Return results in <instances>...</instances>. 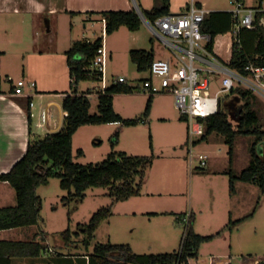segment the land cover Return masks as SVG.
<instances>
[{"label":"rangeland","instance_id":"obj_1","mask_svg":"<svg viewBox=\"0 0 264 264\" xmlns=\"http://www.w3.org/2000/svg\"><path fill=\"white\" fill-rule=\"evenodd\" d=\"M151 1L156 2V0ZM245 1L247 6V3L254 5L259 0ZM210 6L229 9L234 7L231 0H211L207 7ZM136 8L138 10L143 8L138 1ZM47 18L53 20L48 23ZM72 18L70 15L61 14L57 17L44 16L40 20L42 25L41 44L47 45L49 38L53 39V42L49 43L52 51H57L56 53H59L63 61L66 59L64 50L71 45L73 39L88 37L95 39L104 35L105 25L100 16H97L93 22H89L87 26L84 25L85 21L73 23ZM49 27L51 33L48 32ZM233 35L234 32L230 31L229 34L221 33L216 37V42L220 47L219 52L224 60L230 57L229 45ZM105 42L108 52L106 83L110 85L117 79H125L135 86L132 92L114 95L115 110L125 118L139 119V121L130 125H124L122 122L82 125L75 135L74 159L85 164L98 163L105 160L112 151H127L129 154L153 156L154 166L149 167L148 177L153 183L165 181L167 186L172 185V190L177 192L167 196L169 197L167 200L161 198L165 201L163 204H167L168 208L187 213L191 212L193 208L196 213L198 230L201 232L213 230L208 233H215L229 222L226 228H223L221 236L215 235L211 240L201 244V250L207 259L212 254L216 255L224 253L226 250L229 251V220H235L233 218L236 217L231 214L233 212L237 215L239 211L244 213L253 211V213L244 219V228L233 237V242L236 241L235 246L252 254L264 253L263 204L262 208H257V214L253 215L260 201L264 200V193L257 184L238 179L235 181L237 193L234 194L231 192L230 175L221 174L219 176L216 174L218 170L228 169H233L234 173L240 174L249 165L250 147L254 142V136L241 134L236 137L233 162L230 160L226 136L217 131L211 133L207 139L196 143L191 155L187 144L188 123L186 120L177 118L180 111L177 108L174 94L162 93L149 96L142 92L139 86L142 80L149 75V72L148 70H139L130 54L132 49L153 48L156 57H168L171 54L170 49L150 29L145 20L138 30H130L127 26L122 25L117 30L106 34ZM18 64L22 67V62L18 61ZM81 84L84 90L93 89L94 92L90 93L92 100L90 112H98V89L102 87V81L88 79L81 81ZM219 85L220 81H216L214 90ZM63 88L73 90L71 83ZM220 97L222 108L229 112L231 120L236 126L238 117L235 113L244 104V99L238 92L231 91L223 92ZM149 103H151V111L147 115ZM253 107L259 112L260 123L264 126V101L256 97L253 100ZM37 116L35 115V120H37ZM143 117H147L146 120H143ZM38 138L43 137L37 135L34 137V139ZM115 140L117 142L114 144ZM78 148L83 149L82 155H78ZM200 153L208 154L205 166L201 165L198 158ZM190 160H192V168L190 167ZM201 170H207L209 174L203 173ZM37 191L42 198L39 222L34 226L28 225L11 231L0 232V237L31 239L36 232L44 231L48 236V241L55 245L61 238L66 240L62 232L70 227L73 234L72 239L75 240L76 238V241L81 244L80 248L85 251L94 249L98 243L110 242L111 237L114 239L132 237L139 241L144 237H149V235H155L154 239L153 237L148 239L156 245L152 249V251H156L161 246L156 238L164 234L162 228L165 227L163 226H166L167 220L174 217L173 214L149 219V216L138 215L133 220V228L128 224V226L123 225L127 218L116 213L115 203L117 201H114L110 194V187L92 186L86 190V195L82 201L78 202L73 198L70 202H65L63 197L68 195V190L62 188L61 179L58 176L50 177L49 182L38 186ZM0 204L4 206L17 204L16 190L12 185L2 184L0 187ZM112 204L111 215L101 222L93 238L90 239V244H84L83 241L87 235L79 224L88 223L98 209ZM245 206L247 211H243ZM257 227H261L260 232L257 231ZM178 230L179 239L175 247L176 251L182 247L185 224L179 226ZM157 252L160 251L155 253ZM222 261L225 260L222 259Z\"/></svg>","mask_w":264,"mask_h":264},{"label":"trees","instance_id":"obj_2","mask_svg":"<svg viewBox=\"0 0 264 264\" xmlns=\"http://www.w3.org/2000/svg\"><path fill=\"white\" fill-rule=\"evenodd\" d=\"M162 1L161 6L141 9L148 21L154 22L158 17L169 12L170 0ZM101 14L106 20V34L117 30L122 25L127 26L130 30H138L143 23V19L136 9L104 10L101 11ZM263 14L264 12L258 11L255 26L253 28L241 27L238 35L234 37L232 56L228 61L231 68L247 73V64L250 61H255L256 55L264 53V25L261 24ZM233 23L231 11H210L207 14L203 23V31L212 36L208 42V47L211 50L214 49L215 37L218 34L231 31ZM102 41L103 36L95 39H76L72 42L66 55L73 90L66 94L63 101V107L68 112L64 127L56 132L48 133L43 138L34 139L31 137L24 155L9 171L0 173V183L9 182L17 194L16 205L0 207V230L39 222L42 198L37 188L41 184L48 183L52 176L60 177L62 188L68 190V195L63 197L65 202H70L73 198L78 202L82 201L86 190L92 186L110 187V194L114 201L126 200L141 193L147 171L153 164V156L112 151L105 160L98 163L85 164L74 159L73 135L80 126L108 122H122L124 125H130L139 121V119L125 118L115 110L114 95L129 93L135 88L125 79L115 80L105 88L104 92L98 89L99 110L96 113L90 112L91 100L88 94L91 90H81L80 86L83 80H102V73L90 68ZM130 54L139 70H148L156 57L153 48L132 49ZM263 62V60H259V63ZM231 92H238L245 101L241 112L235 113L238 117L237 125H234L229 112L221 105L217 113L202 118L206 131L196 143L207 139L215 131L223 133L229 144L230 160L233 162L236 137L241 134L253 135L254 142L250 147L249 165L239 175L235 174L233 169L227 173L230 174L232 193L235 191L237 179L257 184L264 193V151L260 153L258 149L259 144L264 141V126L260 123L259 112L253 107V100L256 97L242 87L233 88ZM149 101L151 102V99ZM150 106L151 103L148 105L147 114ZM28 114L31 119V112L29 111ZM142 119L145 120V117ZM181 119L186 120V117L181 115ZM116 142L117 140L114 141V144ZM77 153L82 155L83 149L78 148ZM111 213L112 205L103 206L92 215L88 223L79 224L87 235L83 241L84 244H90V239L93 238L101 222ZM252 213L253 211L239 219L231 220V223L240 222ZM193 221L194 215L191 214L190 225L179 251L140 254L134 252L131 246L126 243H98L90 255V264H121L120 262L122 264H188L189 259L197 255L200 244L213 238V235L196 233ZM62 235L70 241L73 236L71 228L68 227L64 230ZM44 248V243L35 239H0V264H11L13 257L38 256ZM115 256L119 259H114ZM260 264H264V262Z\"/></svg>","mask_w":264,"mask_h":264},{"label":"crops","instance_id":"obj_3","mask_svg":"<svg viewBox=\"0 0 264 264\" xmlns=\"http://www.w3.org/2000/svg\"><path fill=\"white\" fill-rule=\"evenodd\" d=\"M137 1L143 9H152L153 7L161 6L163 2L162 0H156V2H152L151 0H0V69L4 73L12 75L15 79L25 78L27 81L36 82V86L34 88H30V95L12 94L8 92L9 86L6 84L4 85V89L7 92L0 94V173L9 171L12 166L24 155L31 137L34 138L36 135L44 137L48 133L61 130L64 127L65 117L68 113L63 107V101L66 94L72 90L67 88L62 89V87H66L67 84L69 85V83H71L70 67L67 62V55L65 56V61H63L59 53H56L57 51H52L49 43L53 42V39L49 38V43L47 45L41 44V18L44 16L57 17L61 14L70 15L73 17V23L77 21H85L84 25L87 26L89 22H93L97 16H100L105 25L101 11L119 9H136L138 11L136 8ZM243 1L246 3L245 0ZM192 2L205 6L209 12L231 10L229 8H221L219 6L207 7V5H210L211 0H170L169 12L186 10ZM247 6L258 8L259 11L264 12V0H259L257 4L254 5H249L247 3ZM262 19H264V14L261 17V20ZM52 20L53 19L47 18L48 23ZM261 24L264 25L263 22H261ZM48 32L51 33L50 27ZM229 32L230 31L226 33L229 34ZM216 37L214 41V51L222 58L219 52L220 47L216 42ZM233 40L234 38L232 36L229 45L231 51L229 59L232 55ZM73 41L74 39L72 42ZM71 45L64 50L65 53ZM222 59L224 60V58ZM229 59L225 61H229ZM18 61L20 63L22 62V67L19 66ZM80 87L81 90H84L82 89V84ZM89 89L91 90L90 93L94 92L93 89ZM90 93L88 96L91 100ZM31 101L33 104L30 103ZM29 111L31 112V119H29ZM150 111L151 106L147 115L150 114ZM42 113L46 114L45 119L42 118ZM35 115H38L37 120L34 118ZM146 118L147 117H145V120ZM177 118L182 120L181 114L178 115ZM40 123H43V125H40ZM80 128L81 126L79 129ZM78 130L73 135V150L75 135ZM154 161L155 160H153L152 166H154ZM192 166V160H190V167L192 168ZM228 171L229 169L218 170L216 171V174H219V176H221V174H229L227 173ZM201 172L209 174L207 170H201ZM2 184H9V182H1L0 187ZM167 185L168 184L165 181L163 182V180L160 183H153L151 178L146 175V180L143 183L140 194L132 196L126 200H119L115 203L116 205L114 204L117 208L116 213L123 216V218H127L123 225H131L132 228L134 227L133 220L138 215L145 217L149 216V219H152L157 216H171L174 214L173 218L167 220L166 226H163L165 228H162L164 234H166H162L160 237L156 238L158 243L161 245L158 250H156L160 251L157 253L176 251L175 247L179 239L177 234L179 233L178 227L183 224V217L187 214V212L177 211L173 208H168L167 204H163L165 201L161 198H165L167 200L169 199L167 196L177 193L176 190H172V185ZM233 193H237L236 188ZM141 197L143 199H139ZM263 202L264 200L260 201L253 215L257 214V208H262V204L264 206ZM0 207L5 206L0 204ZM243 209V211H247L246 206L245 208L243 207ZM189 213L194 215V230L196 233L201 235H213V237L215 235L221 236L223 228L225 229L229 223L225 224L222 228L220 227L215 233H208L213 230L201 232L198 230L196 213L193 208ZM238 213L239 214L235 215L232 212L231 215L236 217L233 219H239L247 215L249 212L244 213L239 211ZM182 214L184 215L180 218ZM229 221V251L226 250L224 253L216 255L212 254V256L207 259L201 250L202 242L198 248L197 255L189 259L188 264H210L212 261H215L218 264H260L261 262H264V253H248L242 248L235 246L236 241L233 242V237L236 234H239L241 229L244 228L245 221L242 220L237 224L231 223V220ZM34 225L36 224H33V226ZM16 228L20 227L1 229L0 232L11 231ZM214 228H216V226H214ZM257 228V231L260 232L261 227ZM154 236L155 235H149V237H144L139 241L132 237L125 239L115 238L116 240L111 237L109 241L112 243L129 244L136 253H155L156 251H152V249L156 245L151 243L150 239H148L152 237L154 239ZM0 239H35L43 242L45 245V248L42 250L40 255L13 257L11 264H90V255L93 252V249H87L86 251L82 250L80 248L81 244L76 241V238L75 240L71 239L70 241L61 238L54 245L52 242L50 243L48 241V236L44 231L38 233L36 232L31 239L3 237H0ZM160 247L163 248L161 249ZM115 258L118 257L115 256L114 259ZM222 259L225 261L223 262ZM120 263L122 264V262Z\"/></svg>","mask_w":264,"mask_h":264},{"label":"built area","instance_id":"obj_4","mask_svg":"<svg viewBox=\"0 0 264 264\" xmlns=\"http://www.w3.org/2000/svg\"><path fill=\"white\" fill-rule=\"evenodd\" d=\"M231 2L234 5L230 10L234 21L231 29L234 38L241 27L255 26L259 9L246 6L243 0H231ZM208 13L209 10L205 6L192 2L186 10L168 12L154 22L146 21L152 31L170 49L171 54L168 57H155L148 69L149 75L142 80L139 87L149 96L162 93L174 94L177 108L180 114L186 117L188 123L187 144L191 155L196 141L206 131L202 118L219 111L222 102L220 95L223 92L242 87L264 101V62L259 63V60L264 61V53L256 55V60L247 64V73L231 68L228 61L223 60L214 49L208 47L212 36L203 31V23ZM103 20L106 26V20L104 18ZM261 22L264 23V19ZM105 35L104 30L102 44L90 66L91 69L102 73V87L99 90L103 92L108 86L106 83L108 52ZM216 81H220V85L214 90ZM5 84L9 86L8 92L15 95H30V88L36 86L35 81H27L25 78L15 79L0 69V94L7 92L4 89ZM30 103L33 104L32 101ZM42 118H46L45 113H42ZM198 158L202 166L207 164V153H200ZM190 221L191 213H187L183 217L184 238ZM210 264L218 263L212 261Z\"/></svg>","mask_w":264,"mask_h":264},{"label":"water","instance_id":"obj_5","mask_svg":"<svg viewBox=\"0 0 264 264\" xmlns=\"http://www.w3.org/2000/svg\"><path fill=\"white\" fill-rule=\"evenodd\" d=\"M139 14L141 15L142 19L145 21H148V19L145 17L144 13L139 9L138 10ZM242 110V106L239 107L238 109V113H240ZM259 152L262 153L264 150V141L262 143L259 144L258 146Z\"/></svg>","mask_w":264,"mask_h":264}]
</instances>
